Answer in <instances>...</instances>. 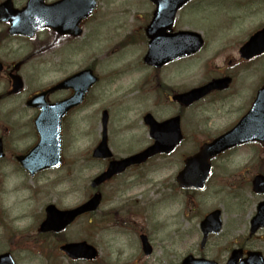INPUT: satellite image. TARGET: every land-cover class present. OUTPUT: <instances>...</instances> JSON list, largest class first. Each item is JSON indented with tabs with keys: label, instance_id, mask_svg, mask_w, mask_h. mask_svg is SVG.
I'll use <instances>...</instances> for the list:
<instances>
[{
	"label": "rangeland",
	"instance_id": "1",
	"mask_svg": "<svg viewBox=\"0 0 264 264\" xmlns=\"http://www.w3.org/2000/svg\"><path fill=\"white\" fill-rule=\"evenodd\" d=\"M99 2L91 17L93 20L87 22L85 34L71 42L73 49L82 46L83 53L75 56L70 54V58H66L68 67L60 66L65 57H55L49 53L34 62L33 66L25 65L19 72L23 79L29 81L33 90L44 88L67 73L96 61V74L102 81L109 82L102 90L100 105L89 106L84 112L86 131L90 127L87 134L83 137L77 131L74 132L75 136L64 134L61 167L47 174L44 177L47 181L41 180L37 184L40 192H46L43 196L45 203L39 202L36 205L37 212L46 204H53L58 209H70L92 196L94 192L90 188V181L98 174L103 162L93 160L91 150L100 139V117L103 110L108 112L107 107L110 108L108 117H111L109 147L116 157L130 154L122 150L133 143L132 139H147L141 117L144 113L149 112L160 121L168 118L172 112L171 108L160 105L164 101L158 92H154L156 82L153 74L146 72L142 64L137 63L142 54L138 53L137 56V53L129 52L126 48L118 54L111 53L125 43L132 28L141 22L145 23L148 18L145 14L147 0ZM176 19L178 29L200 34L204 48L196 55L180 60L168 70L165 68V74L162 75L165 80H176L181 84L180 91H183V86H186L185 89L197 87L221 74L233 76L232 83L228 90L208 96L191 110L184 111L181 130L185 140L178 150L169 157L153 161L142 180L125 175L117 182L105 185L102 189L103 203L98 211L81 218L61 234L68 242L86 241L93 245L99 252L97 264H179L183 257L197 247V231L202 213L221 209L223 233L231 232L227 238L232 239L235 231L241 230L244 216L253 208L250 205L246 213L242 212L244 210L235 211L234 206L231 209L230 206L236 202L235 194L245 193L246 198L260 201L259 197L253 196L249 187L255 175H264V151L256 145L230 151L214 161L213 181L208 183L203 193L198 192L202 194L196 196L198 207L196 219L192 222L183 216L184 213L190 216L183 197L172 199V190L167 192L163 189L190 150L234 126L248 109L256 90L264 83V57L239 64L237 54L241 44L264 26V0H193L178 11ZM93 33L95 36L90 37ZM46 36L47 33L39 35V38ZM19 41L14 39L5 43L0 52V61L8 64L28 54L29 47H26L24 41ZM32 43L36 42L28 40L27 46ZM62 51L64 55L69 53L67 49ZM229 59L236 64H229ZM144 76L150 79V83H144ZM1 80L5 78H0V93L4 86ZM34 83L36 88H32ZM144 90L152 98L151 103L140 106L126 104L131 103L127 101L131 95L134 101H140L139 95ZM24 96L25 93L8 98L11 102L8 106H2L1 115L20 109V97ZM138 147L133 152L138 151ZM221 193L226 197H220ZM21 194L20 204L13 205L14 201L9 203V212L15 216L25 214L24 192ZM140 234L147 236L153 248L149 257L143 256L141 252L138 240ZM214 241L219 246L213 247ZM211 242L207 254L209 257H218V249L224 247L222 239ZM52 254L54 263L65 264L64 256L56 246ZM32 255L36 258L41 256L37 251Z\"/></svg>",
	"mask_w": 264,
	"mask_h": 264
},
{
	"label": "flooded vegetation",
	"instance_id": "2",
	"mask_svg": "<svg viewBox=\"0 0 264 264\" xmlns=\"http://www.w3.org/2000/svg\"><path fill=\"white\" fill-rule=\"evenodd\" d=\"M59 1L61 0H43V4L51 6ZM95 1L98 6L99 0H95ZM28 2L29 0H13V4L17 9H22L27 5ZM147 6L148 8L145 14H147L148 18L145 19L146 20L145 23L141 22L140 25H137V27L132 28V31L128 35V39L125 41V43L119 45L114 51L111 52L112 54L116 52L118 54L119 51L126 48L129 52L137 53V56L138 53L139 55L142 54L140 56V62L139 61L137 62L141 64L143 63V58L150 51H152L156 56H158L160 54H163V52L165 53L169 52L172 48L175 47L176 43L171 39H167V40L165 39L163 42L158 40L153 45L152 40L149 38L150 34L153 35L154 32L158 33L160 29H162L164 31L163 33L164 35H166L168 32H170L168 33V35H173L176 32L180 31V29H178L176 25V19L174 20L173 25L170 28V31H167L166 28L164 27L149 28L156 6L150 0H147ZM96 9L91 13V15L88 18L78 23V26L76 28L78 34H74L73 29L69 27L64 28L65 32L63 34L56 32V30L54 29L48 28L37 32L35 35H33L31 39H29L23 36H9V35L6 36L5 31H7L8 27L4 23L0 24V52L4 49L5 43L7 41L9 42L14 39L21 40L19 42L24 41L26 43V47H29L27 50L28 54L25 55L22 59L20 58L18 61L11 60L8 62V64L0 61V78H5V80H1L4 81V86L1 88L0 105L4 101H6L9 97L21 96L22 94L25 93L24 98L20 97V103H19L21 106L20 109L16 108L15 112L8 114L1 115L0 113V143L2 149L1 152L2 155L0 156V171H2V174L0 176V245H1L0 264H58V263H54L53 260L52 250L54 246H56V249H58L62 245L70 243L64 240L61 234L65 232L71 225L59 232H54L53 229L44 232L40 231L41 225L43 224L45 219H47V213H46L47 207L51 204L48 205L46 204L45 206H43L40 212L36 211L37 209L36 205L39 202H43L44 204L46 201L43 197L46 194V192H40L37 184L42 181L44 182L47 181V179L44 180V177L47 174H51L54 171V169H51L50 167L44 168L40 171L30 174L27 170H25L24 164L22 162L23 160L22 158H26L29 152L39 142L40 137L38 133V128L40 127L43 130L51 131L53 129L54 122L52 119H47L44 122H41L40 124L36 123L40 109L29 108L27 103L33 96L41 94L42 92L58 84L61 80H65L66 78H69L73 74L76 73L78 74L87 70L93 72V75L96 78V83L92 87L88 88L86 94H83L82 102L70 108L60 121L61 135L67 133L72 136H75L76 133L74 132L77 131V133L80 134L81 137H83L87 134V131L90 129V127L88 126L86 131V125L84 124L85 117H83L84 112L86 111V108L88 106L97 107L98 105H100L102 90L105 89V87L109 84V82L101 81L100 77L96 74V69H95L96 61H94L91 65H88L86 67L73 70L72 72L67 73L60 80L49 84L47 88H40V89L31 90L29 81L23 79L19 74V72L22 70V68L25 65L33 66L34 62H37L38 60L44 58L49 53H52L55 57H65V60H63L60 66L68 67L69 63L66 58L68 57L70 58V54L72 56H75L80 52L83 53L82 46L81 48H79L80 46H77L75 49H73L71 42L75 41L76 39L82 38V36L85 34V27L87 25V22L89 20L90 21L93 20V18L91 19V17L95 13ZM64 14L65 15L67 14L66 9L64 10ZM262 28L263 26L260 27V29ZM46 33L47 36L45 38L42 39L39 38V35L44 36ZM93 36H95L94 33L91 34L90 37ZM28 40H32L36 43H32L31 46H27ZM63 49L65 50L67 49L69 53L64 55L62 51ZM237 54H238V50H237ZM261 57H264V55L256 57L253 60L260 59ZM253 60L246 61L240 58L238 59V61H240L239 64H241V62L248 63ZM176 62L177 60L170 62L158 69L147 66L145 64L142 65L146 70V72L153 74V78L155 79L154 81L156 82L155 83L156 90H154V92H158L164 101V103H160V105H163L168 109L170 108L172 109L171 114L166 119L179 116L180 125H181V117L184 111L187 112L188 110H191L197 104V102L186 106L183 99H176V101H174L175 96L177 94H182L192 89V87H187L188 89H185L186 86H183L182 87L183 91H180L181 84H178L176 80L174 81L165 80V78L162 76L165 74L163 70L165 68L166 69L170 68L171 65L175 64ZM232 62L235 63L234 61ZM232 62L231 59H229L228 63L232 64ZM13 75L18 76L22 80L23 88L17 94L10 95L9 91L11 89V76ZM145 76L143 79L144 83L145 84L150 83V79L148 80V78H145ZM221 77H230L231 78L230 83H232L233 76L222 74ZM85 85H87L85 78H80L76 82H72L69 86H66L61 90H56L53 93H48L45 96V101L47 103H57L60 101L69 100L76 94L80 95L79 92L82 87L85 88ZM36 86H37L36 83H34L32 85V88H36ZM141 91H143L142 88ZM222 92L223 91L220 92L213 91L209 94V96L219 94ZM131 97L129 99L131 103L126 102V104H130L128 106H132V105L140 106L141 104L147 105L152 101V98H150V96L146 93L145 90L141 95H139V97H141L140 101H134ZM116 109L120 111V109L118 108ZM0 111H1V107H0ZM148 114L151 113L146 112L144 113V115L141 116L143 118L142 125L146 131L147 139H141V138L132 139L133 143L129 147L122 150V152L124 153L130 152V154L128 155L126 154V156L116 157L112 153V157L110 159L95 160V161L103 162V166L99 169L97 175L104 173L107 170L109 163L112 162V160L121 161L126 157L128 158L130 156H133V154L134 155L139 154L144 149L148 148L153 144V140L150 137L148 124L144 120V117H146V115ZM166 119L160 121L158 120V121L162 122ZM109 123L111 124L110 117H108V121L106 125V134H107L108 142L111 132L110 131L111 126ZM113 123L115 122L113 121ZM102 131L103 130L101 126L100 138L102 136ZM184 140L185 138L175 148V151L181 147V145L184 143ZM99 143H100V139L96 143V145L92 148L91 153L99 146ZM139 144L141 145L138 147ZM200 145L196 149L193 148L194 150L192 149L188 153L193 155L194 153L197 152ZM137 147L139 150L133 152L137 149ZM244 147H248V146H244ZM244 147L233 148L230 151H235L237 149H241ZM230 151H227L224 154H221L212 160L211 162L212 171L210 177L207 178L205 187L200 191L195 189H182L180 188L177 182V175L182 171L184 159L187 157L181 160L182 162L179 164L177 172L171 176L169 180L171 184H168L169 182L165 183L166 188L163 190L169 192V190L171 189L173 196L172 199L174 198L178 199L179 197L181 198L183 197V202L184 201L186 202L187 208L189 207L188 211L190 212L189 217L187 216L186 213H184L183 216L188 221L192 222L193 219H196L195 213L198 207L196 196L197 194H202L203 191L207 189L208 183H210V181L212 180L211 177L213 175V170L215 169L214 161L226 155ZM173 153L169 155H162V154L157 155L147 159L144 162L133 164L125 168H122L120 170H117L110 178V180L104 182L98 188H96V190H94V193L97 192L100 193L101 201L99 208L103 203L102 189L105 185H107L112 181L117 182L121 177H124L125 175H127L128 177H132L136 180H142L145 174L147 173L148 166L153 161L159 159L160 157L164 159L166 157L171 156ZM43 159H45L44 155L35 154L33 155L31 162L28 163L27 165L33 166L34 164L41 165L44 162L47 163L48 159L45 161H43ZM21 180L24 181L22 182ZM252 181L253 179L250 181L249 184L250 192L253 194V196L259 197L260 201L255 202V200H250L248 199V197L246 198L245 193H241V194L239 193V194H235L234 197L236 198L235 204L230 206L231 209L235 207L234 208L235 211L244 210L242 211L243 213L248 212L250 205H252L253 207L252 211H249L248 214L244 216V224L241 225V230L235 231V235H232V239H229L227 237L230 236L231 232L228 231L227 234L223 233L224 227L222 220V210L213 209L208 213L204 212L202 213L203 217L199 222V227H198L199 230L197 231L199 237L197 247L194 249L193 252L188 253L185 257L192 256L194 260L206 259L209 261H214L216 264H227L230 260L232 252L237 251L239 254L237 258L238 264L246 260L249 262H256L257 260L264 262V226H257L259 223V219H256L257 208L259 204L264 202V194H259L253 191ZM22 191L24 192L23 201L26 203L23 205V208L25 209L24 211L25 214L24 215L20 214L15 216L14 214H11L9 212V208H10L9 203L14 201L13 205L20 204L22 202L21 200ZM198 192H202V193H198ZM219 195L220 197H226L222 193ZM11 197H13L14 199H10ZM60 210H64V209H60ZM214 211H219L220 219H221L220 229L216 233H214V231H210V233L207 235L206 239L204 240L203 233L201 232L202 227L200 229L201 222L206 216L213 213ZM84 216L85 215L77 218L73 222V224L78 222L81 218H84ZM21 222H23V225L21 224ZM139 236H138V240L140 238ZM219 239H222V242L224 244L223 249L222 250L218 249L217 251L220 252V255L218 257H213V256L209 257L207 254L208 251L207 248L209 244H212L211 241L219 240ZM214 243L215 241L212 244L213 247L217 245ZM34 251H37V253H39L41 256L39 258L33 257L32 253ZM249 254L252 255L250 258H249ZM6 255L10 256V260L5 257ZM185 257L182 258L179 264H182L183 259ZM64 262L65 264H78V263L97 264L98 259L93 262H86L82 260H70L64 257ZM123 264H136V262H130V263L128 262Z\"/></svg>",
	"mask_w": 264,
	"mask_h": 264
},
{
	"label": "water",
	"instance_id": "3",
	"mask_svg": "<svg viewBox=\"0 0 264 264\" xmlns=\"http://www.w3.org/2000/svg\"><path fill=\"white\" fill-rule=\"evenodd\" d=\"M157 7L155 12V17L151 23V26H164V28H170L172 19L175 15L176 10L183 4L190 0H151ZM95 4L93 0H62L51 6H46L43 4L42 0H29L26 7L17 10L13 8L11 0H7L0 5V22H7L10 24L9 33L10 34H22L31 37L37 30L42 28H51L56 30L58 33L63 34L65 32L64 28H72L74 34H78L76 28L81 20L85 19L94 8ZM67 10V14H64V10ZM69 10V12H68ZM160 29V28H159ZM164 31L160 29L158 33L150 34L149 38L152 40L153 45L160 40L163 42L165 39H171L175 41L176 45L169 52H163V57H152L148 56L145 58V62L149 64H154L156 66H161L164 63L185 57L197 52L203 44V41L199 34L193 32H180L178 34L164 35ZM73 34V33H71ZM243 59H251L257 55L264 53V29L256 33L239 51ZM154 55V53H153ZM81 76L86 75V81L91 79L90 72H83ZM94 79L90 80L88 84H91ZM14 83L11 92H17L20 85H16V78H14ZM228 79L217 81L213 84H209L203 88L193 90L187 96L189 100L194 101L200 97L207 94L212 89H222L227 86ZM65 87V82L57 88ZM183 96L179 97L181 99ZM186 98V97H184ZM39 98L33 100L38 101ZM38 104L35 106H40L44 109H49L47 112L49 115L46 117H57V121L70 109L72 105V100L68 102H63L53 107H44L42 97H40ZM190 101V102H191ZM36 103V102H34ZM51 108V109H50ZM53 108V109H52ZM150 120L151 135L155 140V144L147 149L142 154L128 160L129 162H138L139 160H144L148 156H152L156 153H169L174 147L182 140V136L179 130V120L178 118L164 122L162 124H157L151 117H147ZM46 143L51 145L53 149L52 157L54 165L59 163L58 154L60 150V138L58 127L51 133L47 140L41 141V147H46ZM248 143H257L264 147V85L257 92L256 98L252 103L250 110L244 115L241 120L228 132L217 137L212 142L204 144L197 154L190 157L185 161L184 171L177 177V181L182 187H191L196 189H202L207 176L210 173V161L217 155L231 149L235 146H242ZM105 144V143H104ZM104 147L105 154H102L101 147H99L95 153L94 157L105 158L110 156L109 152ZM114 166H110L108 171L92 181V187H96L105 180L109 179L114 172ZM253 191L259 194H264V176H256L252 182ZM100 202V196L94 195L89 201L83 205L65 212H58L55 208H48L50 214H55L58 217L60 224L58 226L52 227L53 230H60L64 228L67 224H70L77 216L95 211ZM219 212L216 211L209 215L205 221L201 224L204 236H207L210 231L214 233L218 232L221 226L219 219ZM256 219H259L257 226H264V203L259 204L257 208ZM51 229V228H50ZM143 250L145 255L150 254L149 245L145 242V238L142 237ZM61 251L65 252L72 259H86L95 260L97 257V251L85 243L80 244H69L61 248ZM238 252H233L228 264H237ZM252 255L249 254V258ZM183 264H215L213 262L205 260H193L188 257L183 261ZM240 264H264V262L257 260L256 262L244 261Z\"/></svg>",
	"mask_w": 264,
	"mask_h": 264
}]
</instances>
